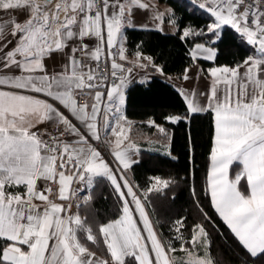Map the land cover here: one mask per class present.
I'll return each instance as SVG.
<instances>
[{
  "label": "snow or ice",
  "instance_id": "snow-or-ice-1",
  "mask_svg": "<svg viewBox=\"0 0 264 264\" xmlns=\"http://www.w3.org/2000/svg\"><path fill=\"white\" fill-rule=\"evenodd\" d=\"M197 7L210 21L203 26L185 23L173 9L154 16L157 31L165 23L176 29L172 35L197 73L205 71L200 62L215 63L227 50L229 28L251 54L232 67H209L205 103L181 93L184 115L164 120L211 116L205 194L242 264H264V0H204ZM152 8L143 0H0V12L15 14L0 22V264H220L202 223L187 226L185 237V219L173 222L186 254L179 262L177 248L158 234L146 203L172 180L154 176L141 189L127 176L139 148L122 110L132 70L117 61L127 60L124 29ZM135 55L137 67L164 75L151 57ZM149 125L168 138L165 127ZM101 180L115 195L114 218L73 213L72 201L93 199L74 185L89 189ZM191 192L197 196L195 187Z\"/></svg>",
  "mask_w": 264,
  "mask_h": 264
},
{
  "label": "trees",
  "instance_id": "trees-1",
  "mask_svg": "<svg viewBox=\"0 0 264 264\" xmlns=\"http://www.w3.org/2000/svg\"><path fill=\"white\" fill-rule=\"evenodd\" d=\"M160 1L169 4L178 17L184 18L185 23L203 26L210 22L190 0ZM232 32L230 28L226 32L227 50L218 56L215 63L202 62L203 66L235 65V62L251 54L239 39H233ZM126 38L129 54L139 51L152 57L157 65L164 68L165 75H181L191 64L185 56L186 46L172 33H163L156 29L127 28ZM147 81L148 84L133 83L128 87L126 115L136 120L152 118L165 127L171 155L141 147L138 163L133 165L130 174L134 185H139L141 189L149 186L150 178L154 176L173 181L168 189L150 194L146 203L161 239L165 242L171 241L177 248L174 255H181V241L174 238L173 222L185 219L186 228L182 230L185 237L189 236L187 226L199 222L209 232L210 253L214 260L221 264H242L244 255L236 247L230 231L215 213L209 196L205 194L207 172L210 170L211 116L200 113L195 119H185L181 123L165 122V114L184 115L183 97L171 83L159 75H154ZM143 126L149 131L154 130L144 123ZM193 187L197 192L196 197L191 192ZM90 195L93 197L92 201L79 208L82 217L95 218L100 222L114 218L113 214L117 212L118 205L106 180L95 183L90 188ZM203 213L207 214L208 219H204Z\"/></svg>",
  "mask_w": 264,
  "mask_h": 264
},
{
  "label": "crops",
  "instance_id": "crops-1",
  "mask_svg": "<svg viewBox=\"0 0 264 264\" xmlns=\"http://www.w3.org/2000/svg\"><path fill=\"white\" fill-rule=\"evenodd\" d=\"M143 2L153 5L154 8L150 10V14L146 20L142 16H140L139 13H137L135 19L133 20L134 26H128L124 29L123 35L125 37H126L127 28L156 29L157 30V23H156V20L154 19L155 14L157 12L168 14L169 10L172 9V7L169 4L165 2H161L160 0H143ZM14 15H15L14 13L0 12V22H4L6 20H10L14 18ZM163 27H164L163 33H174L176 31V29L171 24H168V23H165ZM126 41H127V38L123 41V43H124V47L127 50ZM135 54L136 53L129 54L128 51H126L127 58L137 62V57ZM142 55L150 57L145 54H142ZM140 62L147 63V61H140ZM208 62H211V61H208ZM200 64H201V67L205 70L204 72H201V73H197V68L195 65L192 64V62L190 65L186 67V68L191 67V71L188 73L190 79L187 81L183 79L184 72L181 75H165V74L160 75L159 72L157 71L156 72L158 74H150L147 72L148 68L141 69V76L143 80H147L154 75H159L160 77L164 78L166 81L171 83L180 92V94L182 93V94L188 95L190 98L193 99V102L195 104L203 105L205 103V100H204V97L201 95V93L207 90L208 85L211 82L210 77H207L206 75V70L212 66L232 67L235 65H229V64L216 65L215 64L212 66H203L202 62H200ZM128 80H129V83L124 90L125 103L123 105L122 110L127 120L131 122V132H130L131 141L136 144V146L139 148V151L141 147H147L153 150H160L166 153L170 152L169 151L170 141L160 136V133L158 132L157 128L153 127L154 130L149 131V129L143 126V123H144L148 127H150L149 121H154V119L148 118L146 120H136L126 115L127 89L131 84L135 83L134 75H130L128 77ZM158 125H161V124H158ZM138 158H139V153L133 157V159H135L136 161L138 160ZM230 175H231V172H230ZM127 176H128L129 181L133 183L130 171L128 172ZM146 210L148 211L147 205H146ZM71 211L73 213H76L77 211H79V208L71 209ZM150 219L152 220L151 216H150Z\"/></svg>",
  "mask_w": 264,
  "mask_h": 264
},
{
  "label": "built area",
  "instance_id": "built-area-1",
  "mask_svg": "<svg viewBox=\"0 0 264 264\" xmlns=\"http://www.w3.org/2000/svg\"><path fill=\"white\" fill-rule=\"evenodd\" d=\"M190 1H192L196 6L199 2H204V0H190ZM117 62L121 63L123 67L125 68V70L129 68L132 70L131 75H134L135 83H140L143 80L141 76L142 68H139L136 66L137 65L136 61L127 58V60L125 61L118 60ZM147 72L150 74H158L151 67H148ZM40 127L43 129L45 125H40ZM48 130L53 134L56 132V128L54 125L49 126ZM74 187L76 188L78 195L80 197L87 196L90 194V188L86 189L84 185H74ZM77 205H79V208H80L83 205V203L79 199L72 201V209H78Z\"/></svg>",
  "mask_w": 264,
  "mask_h": 264
},
{
  "label": "rangeland",
  "instance_id": "rangeland-1",
  "mask_svg": "<svg viewBox=\"0 0 264 264\" xmlns=\"http://www.w3.org/2000/svg\"><path fill=\"white\" fill-rule=\"evenodd\" d=\"M154 227L156 228V225H155V223H154ZM156 230H157V228H156ZM157 232H158V230H157ZM159 234V233H158ZM160 235V234H159ZM210 239V238H209ZM163 240V239H162ZM198 254H200V255H203L204 254V250L203 249H198ZM211 254V253H210ZM185 256H186V254L185 253H182L181 255H175V258L177 259V261L179 262V261H182V260H184L185 259ZM211 257H212V255H211ZM213 258V257H212ZM221 264V263H220ZM223 264V263H222Z\"/></svg>",
  "mask_w": 264,
  "mask_h": 264
}]
</instances>
